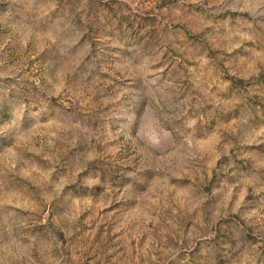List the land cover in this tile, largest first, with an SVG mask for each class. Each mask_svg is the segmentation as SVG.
I'll list each match as a JSON object with an SVG mask.
<instances>
[{
	"label": "rangeland",
	"instance_id": "1",
	"mask_svg": "<svg viewBox=\"0 0 264 264\" xmlns=\"http://www.w3.org/2000/svg\"><path fill=\"white\" fill-rule=\"evenodd\" d=\"M0 264H264V0H0Z\"/></svg>",
	"mask_w": 264,
	"mask_h": 264
}]
</instances>
